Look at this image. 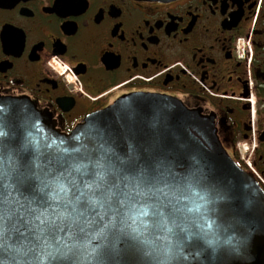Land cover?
I'll return each mask as SVG.
<instances>
[{
    "label": "flooded vegetation",
    "instance_id": "1",
    "mask_svg": "<svg viewBox=\"0 0 264 264\" xmlns=\"http://www.w3.org/2000/svg\"><path fill=\"white\" fill-rule=\"evenodd\" d=\"M136 94L209 116L264 192V0H0V103L68 134Z\"/></svg>",
    "mask_w": 264,
    "mask_h": 264
},
{
    "label": "snow or ice",
    "instance_id": "2",
    "mask_svg": "<svg viewBox=\"0 0 264 264\" xmlns=\"http://www.w3.org/2000/svg\"><path fill=\"white\" fill-rule=\"evenodd\" d=\"M6 111L0 106V257L11 255L0 264H181L185 249L199 264H224L217 248L233 239L221 237L236 209L215 207L223 197L204 187L188 145L147 138L142 151L133 142L118 151L124 134L141 136L134 111L119 128L100 114L76 146L53 150Z\"/></svg>",
    "mask_w": 264,
    "mask_h": 264
},
{
    "label": "water",
    "instance_id": "3",
    "mask_svg": "<svg viewBox=\"0 0 264 264\" xmlns=\"http://www.w3.org/2000/svg\"><path fill=\"white\" fill-rule=\"evenodd\" d=\"M170 1V0H145ZM3 106L9 113L17 116L16 124L22 130L31 133L34 143L44 142L58 150L64 146H76L75 136L79 135L86 124H96L100 114H111L115 118L114 127H121L127 122V117L136 112V120L141 131L140 137H130L124 134L115 147L118 151L127 150V144L133 142L139 150L146 146L140 141L147 138H159L166 146L179 149L181 144L189 146V157L195 156L199 161L200 174L206 178L204 187L217 198V209L234 206L235 219L227 220L232 227L222 234V241L232 237L230 243H221L217 248L224 264H264V193L257 185L253 176L241 170L229 157L220 144L212 119L196 110H189L175 99L152 95H129L116 101L111 106L87 116L70 133H59L50 116L39 111L35 105L23 100H4ZM124 117V120L120 118ZM6 131H13L5 129ZM65 141L62 145L60 142ZM55 142V143H53ZM187 174V173H185ZM238 199L233 201V194ZM195 199V198H194ZM198 202V201H196ZM216 219V217H212ZM205 247H208L205 245ZM196 250L185 249L181 264H199L202 257L190 256ZM211 252V248H209ZM10 253L0 259L9 260ZM179 260V254H174ZM127 260L128 257L117 258ZM43 264H47L44 261ZM90 264V262H84ZM168 264H174L169 261Z\"/></svg>",
    "mask_w": 264,
    "mask_h": 264
}]
</instances>
